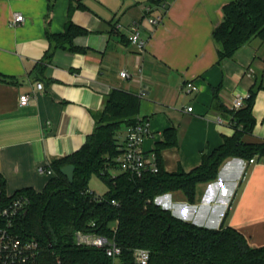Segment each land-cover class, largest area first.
<instances>
[{
    "label": "crops",
    "instance_id": "obj_1",
    "mask_svg": "<svg viewBox=\"0 0 264 264\" xmlns=\"http://www.w3.org/2000/svg\"><path fill=\"white\" fill-rule=\"evenodd\" d=\"M233 1L0 0V191L4 181L8 196L24 189L42 192L54 174L39 169L84 146L114 90L141 98L139 117L150 120L153 133L145 152L156 154L164 131L175 129L177 144L158 152L167 173H189L221 147L234 134V100L247 99L257 87L256 124L245 140L263 142L264 44L252 39L220 60L222 46L212 37L223 7ZM161 3L164 21L150 25L144 7H153L155 16ZM16 14L25 22L13 26ZM69 23L80 32L57 41ZM133 25L147 41L143 52L128 41ZM124 70L129 79L120 76ZM187 82L199 91L187 94ZM22 94L30 96L23 108ZM127 130L124 125L121 145ZM255 160L246 166L243 159H227L215 181L198 185L193 204L182 191L158 196L155 203L183 222L231 227L252 248L263 247L264 157Z\"/></svg>",
    "mask_w": 264,
    "mask_h": 264
},
{
    "label": "trees",
    "instance_id": "obj_2",
    "mask_svg": "<svg viewBox=\"0 0 264 264\" xmlns=\"http://www.w3.org/2000/svg\"><path fill=\"white\" fill-rule=\"evenodd\" d=\"M77 31L69 23L65 34L55 39L67 40ZM212 37L222 46L220 60L232 58L252 39L264 44V0H235L225 5L223 19ZM259 89L251 90L243 108L230 111L234 134L225 137L221 147L205 154L199 167L189 173L163 170L158 152L177 144L176 131L171 128L164 131L165 140L157 147L159 172L142 178L121 172L118 163L122 127L129 128L139 119L141 98L114 90L105 97L103 110L95 117V129L84 146L69 157L51 162L49 169L54 175L45 189L40 193L24 189L8 196L2 181L0 209L16 197L29 198L30 204L16 220L13 231L24 240L40 242V264H58V260L62 264H136L133 252L138 248L150 251L149 264H264V246L252 248L239 231L231 227L200 228L176 219L155 203L158 196L182 191L193 204L198 185L215 181L227 159L248 162L264 157V141L245 140L255 128L253 110ZM67 165L75 167L73 183L61 172ZM93 176L107 186L100 200L89 192ZM77 231L113 238L122 255L115 262L105 249L77 246Z\"/></svg>",
    "mask_w": 264,
    "mask_h": 264
},
{
    "label": "built area",
    "instance_id": "obj_3",
    "mask_svg": "<svg viewBox=\"0 0 264 264\" xmlns=\"http://www.w3.org/2000/svg\"><path fill=\"white\" fill-rule=\"evenodd\" d=\"M155 9H158L159 13L153 16L152 12L154 8L144 7L145 18L153 26L163 23L165 18V4L161 3ZM24 22L25 17L21 14H16L11 24L17 26ZM128 41L140 52L145 51L148 45L147 41L142 38L137 25L131 27ZM120 76L124 80L130 78V74L126 70L122 71ZM37 88L41 90L43 85L38 84ZM184 90L187 94H190L198 92L199 87L193 82H187ZM245 100L243 97L236 98L233 103V109L239 110L243 108ZM29 102L30 96L28 94L20 95V107H27ZM192 110V107L188 108L189 112H192ZM152 135L151 122L147 118L139 117L136 123L128 128L124 145H122V154L118 158L121 172L127 173L131 178H142L147 174H156L159 172L156 154L147 153L144 150L145 141L152 137ZM255 163L256 160L251 159L247 162L246 166ZM39 172L41 174L47 173L48 175H53V172L49 168L42 167L39 169ZM247 175L248 172L245 173L243 180H246ZM89 192L93 194L92 190ZM94 198L96 200L101 199L100 195L96 194ZM29 204L30 200L27 196H19L10 205L0 209V221L3 222V226L0 227V264H40L39 260L42 254L40 242L36 239L24 240L13 231L16 220L26 211ZM113 204L116 205V202L113 201ZM116 231L117 229L113 228V232L116 233ZM75 242L77 246L105 249L107 256L115 262L122 255V248L113 238L106 236L77 231L75 233ZM133 257L136 264H149L151 253L147 249L138 248L134 250ZM58 264H62V262L58 260ZM114 264L118 263L116 262Z\"/></svg>",
    "mask_w": 264,
    "mask_h": 264
},
{
    "label": "rangeland",
    "instance_id": "obj_4",
    "mask_svg": "<svg viewBox=\"0 0 264 264\" xmlns=\"http://www.w3.org/2000/svg\"><path fill=\"white\" fill-rule=\"evenodd\" d=\"M89 186L96 195H103L107 191V186L97 176H93L90 180Z\"/></svg>",
    "mask_w": 264,
    "mask_h": 264
},
{
    "label": "water",
    "instance_id": "obj_5",
    "mask_svg": "<svg viewBox=\"0 0 264 264\" xmlns=\"http://www.w3.org/2000/svg\"><path fill=\"white\" fill-rule=\"evenodd\" d=\"M61 172L69 180L70 183H73L75 175V167L73 165L65 166Z\"/></svg>",
    "mask_w": 264,
    "mask_h": 264
}]
</instances>
